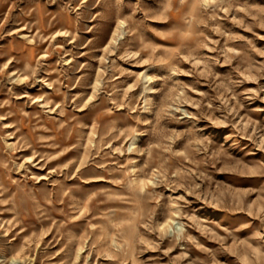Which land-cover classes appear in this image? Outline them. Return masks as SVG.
<instances>
[{
  "label": "rangeland",
  "instance_id": "rangeland-1",
  "mask_svg": "<svg viewBox=\"0 0 264 264\" xmlns=\"http://www.w3.org/2000/svg\"><path fill=\"white\" fill-rule=\"evenodd\" d=\"M0 264H264V0H0Z\"/></svg>",
  "mask_w": 264,
  "mask_h": 264
}]
</instances>
